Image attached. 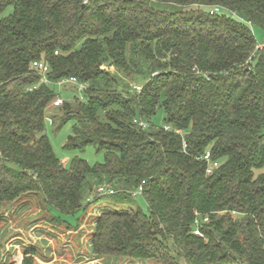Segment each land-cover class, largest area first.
I'll return each mask as SVG.
<instances>
[{
  "label": "trees",
  "instance_id": "1",
  "mask_svg": "<svg viewBox=\"0 0 264 264\" xmlns=\"http://www.w3.org/2000/svg\"><path fill=\"white\" fill-rule=\"evenodd\" d=\"M8 7L0 212L41 191L52 220L72 226L64 216L104 196L134 201L144 181L148 212H103L95 254L264 264V45L252 28L264 30V0H0V15ZM37 60L49 64V83L40 84ZM71 77L86 88L60 106L62 123L76 121L66 147L103 150L95 166L78 159L67 169L45 133L53 84ZM159 108L161 127L149 122ZM207 151L219 161L212 174ZM101 186L116 193L101 196ZM28 253L22 264H36Z\"/></svg>",
  "mask_w": 264,
  "mask_h": 264
},
{
  "label": "rangeland",
  "instance_id": "2",
  "mask_svg": "<svg viewBox=\"0 0 264 264\" xmlns=\"http://www.w3.org/2000/svg\"><path fill=\"white\" fill-rule=\"evenodd\" d=\"M12 11L13 8L8 7L0 17L8 16ZM252 28L258 46H263L264 30L257 25ZM53 88L56 94L67 101L84 96V89H78L71 83H54ZM63 115L60 107L49 105L45 133L56 156L66 162L67 169H71L73 161L78 159H84L91 166L103 163L105 152L94 146L84 149L66 147L76 121L69 119L62 123ZM165 116L164 109L159 108L149 118V122L161 127L165 124ZM137 207L148 212L144 197L139 196L130 202H115L112 196H104L91 203L86 213L64 216L72 225L67 226L66 223L59 224L52 220L41 191L21 194L16 200L6 202L1 207L0 264H22L28 249V256L36 264H161L154 259L98 255L93 251L98 217L109 210L131 211ZM53 214L59 213L53 211ZM232 264L247 263L236 260Z\"/></svg>",
  "mask_w": 264,
  "mask_h": 264
},
{
  "label": "built area",
  "instance_id": "3",
  "mask_svg": "<svg viewBox=\"0 0 264 264\" xmlns=\"http://www.w3.org/2000/svg\"><path fill=\"white\" fill-rule=\"evenodd\" d=\"M213 12V11H212ZM260 48L262 46H259ZM56 53H58V51H56ZM33 65L35 66V68L38 70L39 72V75H40V84L41 83H49L50 80H49V77H48V74H49V71H50V67H49V64L45 61H42V60H37V61H34ZM71 83L72 85H76V86H79V89H85L86 88V84L85 83H81L77 78L75 77H71V78H65L63 80H61L59 83ZM36 87V86H34ZM137 90H141V86H137L136 87ZM32 89V88H30ZM65 100L63 98H61L60 96H58L54 101H53V105L56 106V107H60L64 104ZM142 124L146 125L144 122H142ZM201 159L205 160L207 163H208V166H207V174H212L214 169L216 167L219 166V161H216V160H213L212 158V152L211 151H207L203 156L200 157ZM144 181L139 185V187L133 191H131V195L133 197H139L142 192H143V187H144ZM98 193L100 195H111V194H114L116 193V190L111 188V187H105V186H101L99 189H98ZM209 221V218L208 216H204L202 219L201 217H198L195 221V226H196V229H195V233L196 234H200V235H203L202 232H201V229H200V226L202 225L203 222H208Z\"/></svg>",
  "mask_w": 264,
  "mask_h": 264
}]
</instances>
